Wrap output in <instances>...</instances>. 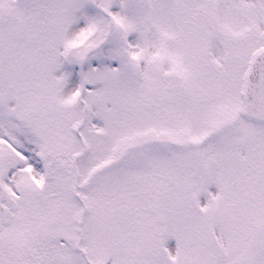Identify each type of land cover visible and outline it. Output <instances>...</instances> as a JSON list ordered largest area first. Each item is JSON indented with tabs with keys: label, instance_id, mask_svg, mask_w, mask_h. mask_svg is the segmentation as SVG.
<instances>
[{
	"label": "snow or ice",
	"instance_id": "1",
	"mask_svg": "<svg viewBox=\"0 0 264 264\" xmlns=\"http://www.w3.org/2000/svg\"><path fill=\"white\" fill-rule=\"evenodd\" d=\"M0 264H264V0H0Z\"/></svg>",
	"mask_w": 264,
	"mask_h": 264
}]
</instances>
